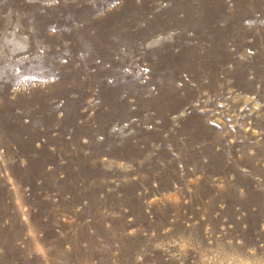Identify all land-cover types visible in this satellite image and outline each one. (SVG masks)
I'll use <instances>...</instances> for the list:
<instances>
[{"label":"rangeland","instance_id":"rangeland-1","mask_svg":"<svg viewBox=\"0 0 264 264\" xmlns=\"http://www.w3.org/2000/svg\"><path fill=\"white\" fill-rule=\"evenodd\" d=\"M0 264H264V0H0Z\"/></svg>","mask_w":264,"mask_h":264}]
</instances>
